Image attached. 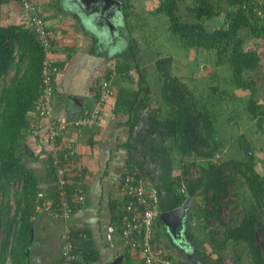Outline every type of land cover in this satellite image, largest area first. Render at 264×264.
<instances>
[{
    "label": "trees",
    "instance_id": "16d2710c",
    "mask_svg": "<svg viewBox=\"0 0 264 264\" xmlns=\"http://www.w3.org/2000/svg\"><path fill=\"white\" fill-rule=\"evenodd\" d=\"M120 1L122 5L118 10V15L121 18H127L131 13L128 12L129 0ZM181 2L184 0H160L155 9L151 11L152 14H161L166 18L167 23L166 26H163L162 32H167L173 41L177 42L186 52H189L190 49L213 52L216 59V66L213 65V67H227L230 69V75L224 76L218 81L214 71L210 72L211 80L196 94L188 88L187 83L181 77L173 73L171 55L162 56L159 55V51H151L154 62L149 67L151 70L149 72L155 74L153 79L156 81L155 87L158 90L153 89L149 83L148 72L143 70L142 64L137 60L135 78L130 74L131 65H126L122 71L118 68L116 73H111V70L108 73L105 72L94 86L93 100H90L94 102L95 106L91 111L85 110L87 107L83 108L84 111L80 109L74 113L75 118L73 116L72 121H63L67 124L66 129L68 127L73 128L71 130L77 129L75 132L79 138L85 131L93 138L102 128V115L99 114L102 113V107L105 106L107 99L115 94L113 87L117 82L116 86L119 87L113 112H124L129 115L126 126H129L130 130L133 128L134 105L142 102V106L145 107L152 96L158 97V100L163 99L162 101L168 107L167 133L175 140L181 153L187 155L185 160L181 159L183 174L188 173V169L192 167L197 168V175L194 179H184L187 182V190L193 194L199 186L204 193H207L211 187L213 189L212 195H208L213 201L212 208L203 210L205 214L203 227L210 224L211 217L215 216L216 219H219V211L223 203L221 198L225 195L224 191L229 182L238 184L237 195L241 199L242 209L230 217L226 225L222 226L223 237L214 242L217 252L216 249L212 250L217 255L216 260L223 259L222 250L227 247L226 242L228 241L238 253L237 259H242V253L236 247L244 243L247 246L246 252L250 264H264V255L255 238L257 232L264 237V174H261L256 168L257 161L261 158L252 147L253 141L243 132L234 135V139L232 138L230 141H237L238 147L243 149L244 158L226 159L217 155V161L212 159L213 155L221 152L225 145V137L218 135L216 120L222 111H219V108L217 110V106L223 100H233L231 94L235 89L239 92L238 95L244 104L245 110L241 116L246 115L260 128L264 124V100L258 97L260 88L258 89L256 81L248 73L257 70L262 72L261 69L264 68V3L261 5L256 0H194L195 5H186L183 9L184 13H178ZM222 6H225L223 11ZM256 6L260 9V14L256 13ZM220 13L224 14V20L215 22L208 28L205 22L213 18L217 19L216 16ZM125 23L126 19H124ZM242 32L247 35H243ZM251 38L263 40L259 46L246 44L247 40ZM50 43L54 44V40L51 39ZM50 50L46 56L45 50L38 43L33 31L22 23H10L6 26L0 24V264H32L30 260L32 250L38 248V253H41L43 247L35 243V240L40 242L42 237L38 236L39 233H37L35 225L38 212L35 209L34 199L37 191L46 190V187L40 185L33 169L24 161L29 156L33 160H36L37 157L32 148L29 149V153H23L22 135L25 134L21 132V129L27 128L30 132L32 129H38L32 132L37 141L41 136H44L42 132L47 123L45 122L46 118L37 116L34 106L42 94L43 60L48 58L54 64L49 56ZM55 75L53 74L51 77L53 103L57 98L59 101V96H61L58 95ZM124 80L134 81L135 87H126L127 85L123 84ZM227 80L230 81L229 85H226ZM215 104L216 110L214 111ZM86 112L89 115H95L90 117V120L82 125V128L75 125L74 121L78 117L80 118L83 113L84 117L87 116ZM236 112L238 111L236 110ZM36 118H38L37 121H35ZM228 119L230 120V118ZM65 133L66 131H62L57 135V144L63 141ZM243 138L248 140L250 152L245 150ZM125 141L119 142L118 146L124 144ZM37 143L41 152L50 150L51 145L48 143ZM72 150V145L66 148L68 153ZM49 154L47 152L46 161H48L50 166L48 169L51 171V169L57 168ZM74 157L75 154H70L66 159L62 158L60 161L62 169H66L65 174L61 177L66 181L65 183L59 184L56 171L55 179L49 178L50 188L61 187L64 190L66 198L70 201L71 211L81 208L79 202L72 200L76 189H73L74 183L67 179V173L75 169ZM125 169L126 171L137 169L139 175H144L139 168L130 165V163L125 166ZM228 170L231 172L225 173ZM50 171L49 174L52 173ZM12 180L23 181L20 193L16 192L18 195H15L16 204L9 201L8 185ZM80 181H84V179L81 178ZM244 183L248 190L244 187ZM81 190L84 195L82 186ZM118 191L120 192V188ZM2 195L6 197L5 201ZM47 195L50 196V193L48 192ZM121 196L119 202L111 203V209L114 211L111 215V225L116 227L121 225L122 210L125 204L132 199L128 194ZM185 197L186 193L177 191L175 193L176 203H182ZM233 206V208H237L236 204ZM126 212L128 211L126 210ZM76 229H73L70 235V240L73 243L71 253L75 255L73 264H99L92 236L89 234V242L87 238L84 239V243L82 240L76 241L79 235L82 238V233L84 235L86 233L87 237V233H90L89 230L81 229L79 231ZM75 230L76 233H74ZM210 234L213 237V231ZM55 264H62L60 256Z\"/></svg>",
    "mask_w": 264,
    "mask_h": 264
},
{
    "label": "crops",
    "instance_id": "0c3cea01",
    "mask_svg": "<svg viewBox=\"0 0 264 264\" xmlns=\"http://www.w3.org/2000/svg\"><path fill=\"white\" fill-rule=\"evenodd\" d=\"M37 1L42 11L43 19L48 29L51 30L52 40H54L49 56L53 60L54 65L58 68L57 74L55 75V83L58 95L60 94L61 96H59L60 100L58 101L57 98L53 104L52 116L70 122L73 120L72 117L74 113L80 109L87 107L85 110L91 111L95 106L94 102L90 99L93 100L94 86L98 79L103 77L105 72L108 73L111 70V73H116L118 72V68L122 71L126 65H131L130 62L126 61V59L129 58L133 61V65L130 66V68H135L137 54H139V52H137L138 48L136 49V47L132 45L134 44L133 40H131L130 43L127 42V38H131L129 36L131 29L128 27L129 25H126V23L124 24V19L126 18H121L118 15V10L110 17L113 25L112 28H110L105 23L99 21L95 16L83 14L74 3L70 2V0L66 1L71 7L63 0ZM256 1L261 5L264 3V0ZM257 9L259 8L256 6L255 11H257ZM77 14H79L83 20L87 19L90 24L86 22L83 23L81 17L79 18ZM24 17V12L15 0H0V24H4L5 26L10 23L19 24L24 20ZM130 17L129 14L127 18ZM126 47L128 48L127 50L125 49ZM170 54L171 53L167 55L170 56ZM180 57L183 59V64L186 63L187 65L188 63L191 66L193 65L192 68L196 72H199L198 69L203 67L201 64L206 65L211 62L216 66V59L214 60L215 56L213 52L201 51V49H190L189 52L185 50L184 53H181ZM173 63L174 59L172 60V69H174ZM215 66L213 71L218 81L222 77L230 75V69L227 67ZM210 68V66L206 65L204 70L206 69L205 71H208ZM173 73L177 75L175 72ZM11 74H13V72H11ZM177 76L181 77L183 80L185 79V75L183 74ZM206 77V79H202L205 80L204 82L201 81L203 87L207 86L208 82L211 80V77ZM129 81L130 80L124 82L130 84L126 87L134 88V81ZM116 85L113 87L115 94L107 99L105 106L102 107V113L99 114L102 115L101 123L103 124H101L102 128L99 133H96L94 137L91 138L87 131H85L83 135L80 136L81 138H79L75 132L77 129L71 130L73 128L68 127L62 138L63 141L58 145L60 157H63V155L67 153L66 148L68 146H73L75 169L70 170L68 172L69 174L67 173V179H69L71 183H74V190L81 188V186L83 187L84 200L80 202L78 195L74 193L72 200L74 202H79L81 208L77 209V211H72L68 219H64L60 215L54 218L57 222V224L53 223L51 225L55 230L54 233H51L54 239L50 238L44 243L47 245L46 247H42L41 253L43 252L42 254L46 256L47 260L41 264H55L57 262L60 256L61 235L66 223L71 224L74 226V229L77 228L76 230L79 231H81V229L89 230L90 233H87V237L85 236L86 233L85 235L82 233V238L79 235L76 241L82 240L83 242L85 238H87L88 241V236L90 234L94 241V247L97 250L99 264H108L119 256H121L120 262L122 264H146L136 249L122 246L119 238L116 240V246L113 250L105 239L106 227L111 225L112 220L111 215L113 209H111V203L119 202L120 197H122L118 188H120V183L126 171L125 166L128 163L139 168L144 175H139V172L138 175L144 179L145 186L157 192L160 211L169 210L179 205L176 203L175 193H177V191L180 192L183 187L186 189V192H184L186 193V197L183 199L182 203L189 198V208L196 203L197 207L199 205L198 209H201L198 215H194V221L191 223L186 222L184 224L185 226L181 228V232H183L185 227V232L187 230L189 231L190 228L192 231L195 225V229L191 233L196 243L194 251L190 250L188 247H185V252L180 251L179 247L173 244L170 238L167 237L164 223L160 219L158 220L155 225L156 237L167 248V255L184 264H227L225 261H222L223 259L219 261L216 260L215 257L217 255L212 252L211 245L203 240L204 237L202 238L203 231L208 234L206 237H208L210 243L211 241L220 240L222 239L221 237H223V233L220 234V238L216 236L217 227L215 226V220L211 221L210 219V224L203 227V224H205V214L203 210L212 208L213 201L208 195H212L213 189L211 187L207 193H204L201 186H199L194 190L193 194L187 190V182L184 179L192 178H190L189 175L190 171L183 174L184 169L181 165L183 163L181 159L185 160L187 155L181 153V149L178 148L175 140L167 133L166 119L168 116V107L164 104V101H162L163 99L158 100V97L155 98L153 96L152 99L146 103L145 107L142 106V102H138L134 105V111H132L133 128L130 130L129 126H126L129 115L124 112H113L115 109L117 88L119 87ZM222 108L223 110L219 109V111L225 112L227 108L226 102L222 105ZM213 109L214 111L216 110V104ZM158 113L159 115L157 116ZM244 118L248 119L246 115ZM37 120L38 118H36L35 121ZM46 121L47 119H45V122ZM82 127L83 126H81V128ZM21 132L25 134L22 135L23 144L21 146L23 147V153H29V149L32 148L37 157L36 160H33L27 155L29 157L25 158V163L33 169L34 174L40 181V185L46 187V190L40 191H43L46 195L49 192L50 198H55V203H57V194L53 187L50 188L51 185L49 182V178H51V180L55 179V169H51L52 173L49 174V164L48 161H46L47 152H49L51 156L52 153H54L52 146H50L49 151L44 152L43 150L41 152L37 142L45 144L46 142L40 140L43 136L37 141L36 137L31 134L27 128H22ZM128 132L131 133L129 134ZM243 133H245V131H243ZM232 138L233 137L229 139ZM123 140H126L125 143L118 146V143L123 142ZM116 146L118 147L116 148ZM39 159L43 160L41 165L43 170L41 168L39 169V166H37ZM225 173H228V171ZM81 178H83L84 181H81L82 184H77ZM231 183L233 182H229V184ZM243 185H246V183ZM227 186L224 194L227 191ZM188 210L187 208V211ZM186 218L187 216L184 217L185 221H187ZM211 222L213 225H211ZM213 226H215L216 229ZM76 230L74 233L77 232ZM211 231L214 233L213 237L210 234ZM38 242V240H35L36 244H38ZM177 242H179V240ZM38 252V248L32 250L34 255L32 260L33 264L40 263L38 255L41 253ZM202 257H204L203 260H201ZM205 259H207L208 262H206ZM239 260L240 259H238V263Z\"/></svg>",
    "mask_w": 264,
    "mask_h": 264
},
{
    "label": "rangeland",
    "instance_id": "374dc122",
    "mask_svg": "<svg viewBox=\"0 0 264 264\" xmlns=\"http://www.w3.org/2000/svg\"><path fill=\"white\" fill-rule=\"evenodd\" d=\"M65 3L68 4L66 0H63ZM160 0H129V10L128 12L130 14V18H126L127 25L131 29L129 36L131 38H127V42L130 43L131 40H133L132 44L136 49L138 48L139 54H137V60L142 64L143 70L147 71L149 83L153 86V89H157L155 87L156 81H154L153 77H155V74H151V71L149 67L154 62V57L151 55V51H159V55L162 56H168L167 54L171 53L172 59H174V69L173 71L177 75H185L184 81L187 83L188 88L193 90L196 94H198L204 87L202 82L206 79V76H209L210 72H213L214 67L213 64L207 63L206 65L210 66L211 68L208 69V71H205L204 68L206 65H203L202 68L198 69L199 72H196L190 64L184 63L183 59L180 57L181 53H184L185 50L177 42H174L173 39L169 34L163 33L162 28L163 26H166V18L161 14H152L151 9H155L156 5L159 3ZM69 7L70 4H68ZM186 5H195L194 0H184V2L179 3L180 9L178 10V13H184L183 9ZM66 8V6H65ZM72 9V8H71ZM225 9V6H222V11ZM79 18L81 17L79 14H77ZM217 19L207 20L205 22L206 26L209 28L215 22L223 21L224 20V14L220 13L218 16H216ZM83 23L86 22L87 24H90L87 19H84L81 17ZM96 29V28H95ZM106 31V30H105ZM133 34H132V33ZM100 33V30H99ZM243 35H247L242 32ZM134 35V36H133ZM111 38V37H110ZM256 40V41H255ZM246 44H253V45H260L262 43V39H249ZM262 47V46H261ZM264 48V46H263ZM262 48V49H263ZM128 49L127 47L125 48ZM169 51V52H168ZM127 52V51H126ZM215 60V58H214ZM126 61L130 62L131 66L133 65V61L129 58L126 59ZM127 63V62H123ZM193 64V63H192ZM135 68L131 69L130 74L131 76L135 78ZM262 72H259L258 70L255 72H248L250 76L254 78L256 81V85L259 89L258 97L264 100V68L261 69ZM195 71V72H194ZM248 75V74H246ZM189 77V78H188ZM206 77V78H205ZM223 83V82H221ZM124 85H130L127 83H123ZM135 83L133 82V85ZM159 84V83H158ZM230 81L227 80L226 85H229ZM223 85V84H221ZM231 87V85H230ZM232 92V91H231ZM238 91L235 89L234 92H232L231 96L233 100L225 101L223 100L222 103H220L217 107L219 109H222V105L224 103H227V108L225 112H221V114L217 117L216 124L218 125V135L221 137H225L224 142V148L221 152L215 153L213 155L212 159H215L214 161H217V157L220 156V158H244L243 149H240L238 147L237 141L233 140L231 142L228 138L233 137L236 134H239L243 131L247 134L248 137L251 138L253 141L252 147L256 151L257 155L260 156L261 160L257 161L256 168L261 173L264 174V124L260 128L258 127L253 121L244 118V104L241 102V99L238 95ZM224 99V98H223ZM264 103V102H263ZM214 110V109H213ZM236 110L238 112H236ZM230 118L229 121L228 118ZM102 124V123H101ZM103 125V124H102ZM105 125V124H104ZM227 134V136H226ZM234 139V138H233ZM227 140V141H226ZM218 155V156H217ZM215 157V158H214ZM43 163V160L39 159L38 165L39 169L41 168V165ZM31 164V163H30ZM43 170V167L41 168ZM197 168H190L189 171L191 172L189 175L193 176V171H196ZM231 170H228V173H230ZM46 184V183H45ZM238 184L231 183L227 186V191L225 193V196L222 198V206L219 211V219H216L215 216L211 217V221L215 220V226L217 227L216 236L217 238H220V234L223 233L222 226L226 225V223L229 221L230 217L234 216L238 211H241L242 206L240 204L241 199L237 195ZM244 187L248 190L247 186L244 185ZM234 204L237 205V208H233ZM199 205L197 207V204L191 205L189 210L187 211V221L186 222H192L194 221V215H198L199 211L201 209H198ZM60 220V219H59ZM55 223L57 224L56 220L53 217H50L49 214L46 211L40 212L39 215L35 218V225L38 230L37 233L38 236L42 237L41 242H38V246L46 247L47 244L46 241L50 238L54 239L51 233H54V228L51 227V225ZM62 223V222H61ZM211 225L212 222H211ZM213 226V227H215ZM195 229V225L192 229V231ZM186 230V227L184 228V231ZM191 228L189 231H186V237L189 239L192 246L195 247L196 243L194 242V237L191 236ZM208 234L205 233V231L202 232V238L205 242H207L209 245H211L212 250L217 252V247L215 245V241H211L206 237ZM223 235V234H222ZM222 238V237H221ZM256 242L258 246L261 248L262 254L264 255V237L258 232L256 235ZM227 247L226 249L222 250L223 253V261H225L227 264L235 263V264H250L249 258L247 257V246L244 243H241L240 246H237L236 248L239 249V252L242 253L241 257L242 259H237V253L231 244V242H226ZM240 247V248H238ZM211 251V250H210ZM43 253V252H42ZM39 254L38 257L40 258V263H44L47 258L44 254ZM208 254V253H206ZM205 254V255H206ZM215 254V253H214ZM43 255V256H42ZM217 257V256H216ZM206 262H208L207 259H205ZM33 263V262H32Z\"/></svg>",
    "mask_w": 264,
    "mask_h": 264
},
{
    "label": "built area",
    "instance_id": "2783aa9c",
    "mask_svg": "<svg viewBox=\"0 0 264 264\" xmlns=\"http://www.w3.org/2000/svg\"><path fill=\"white\" fill-rule=\"evenodd\" d=\"M15 1L24 12L25 17L22 22L23 25L33 31L38 43L45 50V55L47 56L52 46V43H50L52 34L43 19L42 11L39 8L37 0ZM256 13L260 14V10L257 9ZM14 54H16V51H14ZM57 71L58 68L52 64L48 58L43 60L42 94L35 103L34 112L37 116L47 119L43 133L48 145H51L54 150L52 158L54 166L57 168L55 171L59 177V184H63L66 181L61 177L65 174L66 169H62L60 161L62 158L66 159L67 155L74 154V150L60 157L59 144L56 142L57 135L62 131H66L67 127L66 122L52 116L54 103L52 102L53 85L51 83V77L53 74L55 75ZM85 114H87V112ZM94 115L95 114H87V116L84 117L83 113L80 118L78 117L74 121V124L82 126ZM36 130L38 129H32L31 133ZM193 173L194 175H190V178H195L197 175V172L193 171ZM137 175V169H128L125 171L124 177L120 183V193L128 194L132 199L125 204L122 210L121 225L118 227L108 225L105 230V238L109 242L116 237L120 238L125 246L136 249L146 264H184L179 260L170 258L167 255V248L156 237L155 225L158 222L161 212L158 205L159 197L157 192L154 189H148L145 186L144 179L140 176L137 177ZM77 184L82 183L79 180ZM16 185L15 183L14 186ZM55 190L59 195V200L55 207H53L50 202L39 203L36 205V211H48L53 216L60 215L63 218H67L71 212L70 201L66 198L65 192L61 187L55 188ZM181 191L186 192V189L183 187ZM75 195H78L79 201L83 202L84 195L82 194L81 188L76 189ZM38 197H43V193H38ZM126 210L128 212H126ZM69 230L70 229L67 228L63 234L62 254L64 257V264H73L72 261L75 258V255L71 253L72 244L69 238Z\"/></svg>",
    "mask_w": 264,
    "mask_h": 264
},
{
    "label": "water",
    "instance_id": "95a60500",
    "mask_svg": "<svg viewBox=\"0 0 264 264\" xmlns=\"http://www.w3.org/2000/svg\"><path fill=\"white\" fill-rule=\"evenodd\" d=\"M70 2L74 3L83 14L95 16L99 21L105 23L110 28L113 26L110 20L111 15L119 10L122 5L120 0H70ZM243 142L245 150L250 152L251 149L248 140L243 138ZM189 204L190 200L187 198L182 204L160 213V219L168 229L170 241L176 244L182 252H185V247H188L192 251L195 249L186 237V232L184 230L181 232V228L185 224L184 217ZM176 225H178V227ZM178 237L180 238L179 242L175 241ZM120 260L121 256L108 264H122Z\"/></svg>",
    "mask_w": 264,
    "mask_h": 264
},
{
    "label": "clouds",
    "instance_id": "9594fccd",
    "mask_svg": "<svg viewBox=\"0 0 264 264\" xmlns=\"http://www.w3.org/2000/svg\"><path fill=\"white\" fill-rule=\"evenodd\" d=\"M38 2V1H37ZM21 8V7H20ZM40 8V7H39ZM23 22V21H22ZM22 22H20V24L22 23ZM23 24V23H22ZM30 132V131H29ZM31 133V132H30ZM32 134V133H31ZM42 134H44L43 132H42ZM40 140H42L43 142H46L47 143V141H46V138H45V135L43 136V138L42 139H40ZM1 180V179H0ZM17 184L16 186H14V184ZM22 185H23V181H17V180H12L10 183H9V185H8V190H9V201H10V203H12V204H16L17 203V200H16V198H15V195L17 194L16 192H18V193H20V191H21V187H22ZM54 191L56 192V190H55V188H54ZM40 192H42L43 193V197H38V193H40ZM56 194H57V192H56ZM18 195V194H17ZM3 196V198H4V201L6 200V197L4 196V195H2ZM57 197H58V200H59V195L57 194ZM0 200H1V194H0ZM57 200V201H58ZM47 202H50L51 204H52V206L53 207H55V205H56V203H55V198L54 199H51L50 198V196H48V195H46L43 191H37V194H36V197H35V199H34V203H35V209H36V205L37 204H39V203H47ZM180 205V204H179ZM178 206V205H177ZM188 209H189V206H188ZM163 210H161V212H162ZM187 211V210H186ZM38 212V211H37ZM40 212H43V210L42 211H39L38 212V214H37V216L39 215V213ZM48 214H49V216L50 217H53V218H56L57 216H53V215H51L48 211H46ZM160 212V213H161ZM72 213V211L70 212V214ZM70 216V215H69ZM187 216V212H186V214H185V217ZM33 217V216H32ZM33 219H34V217H33ZM64 219H68V217L67 218H64ZM160 219V215H159V218H158V220ZM161 220V219H160ZM177 227H178V225H176ZM185 226V225H184ZM166 227V226H165ZM67 228H69L70 230H69V238L71 239V231L74 229V226H72L71 224H69V223H66L65 224V227H64V231H63V233H62V235H61V245H60V257H61V260H62V264H64V257H63V254H62V242H63V234L65 233V230L67 229ZM166 231H167V237L169 238V234H168V229H167V227H166ZM172 236V235H171ZM172 238H173V236H172ZM106 239V238H105ZM118 238L116 237V238H114L111 242H109L107 239H106V241L110 244V246H111V248H112V250L115 248V246H116V240H117ZM120 239V238H119ZM178 240H180V238L178 237L177 238ZM121 240V239H120ZM178 240H176V241H178ZM71 244L73 245V243H72V241H71ZM121 244H122V246H125L124 244H123V241L121 240ZM125 247H127V246H125ZM81 252V251H80ZM33 257H34V255H33V253H32V255H31V257H30V260H31V263H32V260H33ZM75 259V258H74ZM73 259V260H74ZM72 263H73V261H72ZM33 264V263H32Z\"/></svg>",
    "mask_w": 264,
    "mask_h": 264
}]
</instances>
